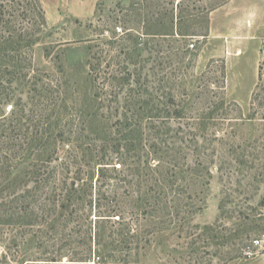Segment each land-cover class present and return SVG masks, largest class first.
Instances as JSON below:
<instances>
[{"label":"trees","instance_id":"16d2710c","mask_svg":"<svg viewBox=\"0 0 264 264\" xmlns=\"http://www.w3.org/2000/svg\"><path fill=\"white\" fill-rule=\"evenodd\" d=\"M38 21L41 0H0V264H134L157 235L181 227L186 200L196 215L187 194L209 166L200 133L212 113L188 115L171 78L159 95L166 77L160 88L144 77L150 38L176 36L152 27L107 52L95 46L90 105L71 111L65 81L34 62Z\"/></svg>","mask_w":264,"mask_h":264},{"label":"rangeland","instance_id":"374dc122","mask_svg":"<svg viewBox=\"0 0 264 264\" xmlns=\"http://www.w3.org/2000/svg\"><path fill=\"white\" fill-rule=\"evenodd\" d=\"M41 4L44 23L35 27L40 32L34 62L44 77L65 81L63 95L71 111L90 105L87 64L95 46L107 52L112 42L129 44L130 35L152 27L176 36L166 42L150 38L152 50L143 55L152 60L144 77L149 75L156 88L166 77L159 95L172 88L188 115L212 113L211 119H202L207 129L200 133L199 156L209 166L201 169L200 183L187 194L195 198L196 215L185 213L192 202L186 200L181 227L157 235L134 264H264V0ZM147 40L143 37V43ZM110 57L104 63L106 73ZM191 121L184 120V125Z\"/></svg>","mask_w":264,"mask_h":264},{"label":"built area","instance_id":"2783aa9c","mask_svg":"<svg viewBox=\"0 0 264 264\" xmlns=\"http://www.w3.org/2000/svg\"><path fill=\"white\" fill-rule=\"evenodd\" d=\"M117 32H118V34H123V29L121 27H118ZM194 47H195V45H191V48H194Z\"/></svg>","mask_w":264,"mask_h":264}]
</instances>
